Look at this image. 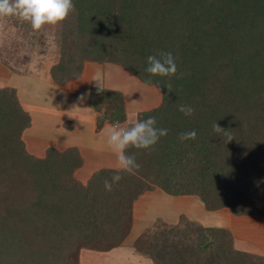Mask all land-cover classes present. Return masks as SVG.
Masks as SVG:
<instances>
[{
    "label": "trees",
    "instance_id": "16d2710c",
    "mask_svg": "<svg viewBox=\"0 0 264 264\" xmlns=\"http://www.w3.org/2000/svg\"><path fill=\"white\" fill-rule=\"evenodd\" d=\"M73 2L79 9L72 42L84 43L78 46L83 55L73 54L70 64L83 57L117 64L156 87L161 102L137 117L154 116L168 134L150 149H127L140 168L121 172L107 191L104 181L116 169H98L82 184L74 176L84 163L76 147H47L42 157L29 153L22 133L30 116L13 88H0V264H78L82 248L118 246L130 228L132 203L154 186L169 195H198L210 211L228 207L234 215L264 216V0ZM160 51H171L177 76L184 73L171 77L172 92L164 86L168 77L145 71L147 56ZM54 68L51 78L62 84ZM80 73L77 68L75 77ZM88 102L99 112L97 128L126 120L121 91L92 86ZM180 104L194 107V114L185 116ZM214 122L232 140L214 132ZM190 130L196 139L178 138ZM194 228L197 240L178 243L174 236L184 230L176 226L141 250L152 249L157 264L264 260L236 250L227 228ZM194 243L201 244L196 252Z\"/></svg>",
    "mask_w": 264,
    "mask_h": 264
},
{
    "label": "rangeland",
    "instance_id": "374dc122",
    "mask_svg": "<svg viewBox=\"0 0 264 264\" xmlns=\"http://www.w3.org/2000/svg\"><path fill=\"white\" fill-rule=\"evenodd\" d=\"M77 9L79 6L77 8L75 4V10L64 21L56 25H45L39 31L33 30L30 23L15 16L0 21L3 25L0 27V79H3L2 85L6 84L14 89L20 105L30 112L34 119L31 134L25 133L22 140L26 139L28 143L30 139L35 144L31 152L36 150V147L39 148L35 156L42 157V151L47 147L63 150L69 143H83L86 162L81 169L74 172V176L85 184L98 169L106 165L116 167V157L103 138L104 130L98 134L94 133L90 113L85 109L86 104H89L90 88L99 87L101 83L92 80L94 75L98 71L103 73L101 86H110L122 91L126 120L121 125L128 123L129 116H137L138 112L149 110L160 103L161 93L156 87L140 82L118 65L99 67L105 63L94 62L88 57L77 59L76 64H70L73 54L83 55L78 46L84 41L74 45L72 39H75V36L70 34V30L75 27ZM88 63L97 65H92L89 73L80 81L84 66ZM63 66L66 71L62 69ZM52 67H55L57 78H63L62 84L52 80ZM77 68H80L81 73L75 77ZM83 86L85 89L87 86V95L81 92ZM82 93L86 95L83 100L80 99ZM79 101L82 102L84 110L80 109L82 105ZM76 106H79V109ZM100 106L104 109L109 107L105 103ZM76 113H84L86 117L81 119L85 121L76 122L80 119ZM98 114L99 112H96V116ZM72 123L76 127H73ZM99 129L96 127L97 131ZM130 214L128 234L118 246L107 251L82 248L79 250L78 264H157L150 253L152 249L148 253L147 250L143 252L141 248L155 242L160 232H168L171 227L176 226L177 231L184 230L183 234L180 232L174 236L178 243L187 236L197 240L195 226L227 227L230 228V233V230L235 233L236 241H239L240 237L242 240L247 237L250 241L264 243V216L239 215L247 218H238L228 207L210 211L195 194L169 195L154 186L132 203ZM177 245L179 249L182 247ZM193 245L195 252L201 246L198 243ZM250 254L260 256L256 252ZM257 264H264V260H257Z\"/></svg>",
    "mask_w": 264,
    "mask_h": 264
},
{
    "label": "clouds",
    "instance_id": "9594fccd",
    "mask_svg": "<svg viewBox=\"0 0 264 264\" xmlns=\"http://www.w3.org/2000/svg\"><path fill=\"white\" fill-rule=\"evenodd\" d=\"M74 10L73 0H0V21L6 17L15 16L21 21L30 23L33 30L39 31L45 25H56L64 21ZM0 27H3L2 23H0ZM147 65L145 71L151 76L169 78L164 86L169 92H172L171 77L177 76L178 73L174 54L171 51H160L157 54L148 55ZM183 75L184 73H180L177 78H181ZM103 78V73L98 71L92 80L102 83ZM101 83L98 91H103ZM80 99L83 100L84 96L82 95ZM178 110L185 116H191L195 112L194 107L184 104L178 105ZM127 120L126 125L115 122L106 126L103 131V138L116 157V171L110 180L105 179L104 181V187L107 191H112L113 184L122 179L121 172L134 174L140 168L136 155L134 153L129 154L127 149L130 147L150 149L161 137L168 134V129L156 127L157 120L154 116L141 120L133 115L129 116ZM212 129L216 133H224L228 141L233 138L218 122L212 124ZM178 138L181 141L194 140L197 138V132L195 130L182 132Z\"/></svg>",
    "mask_w": 264,
    "mask_h": 264
},
{
    "label": "crops",
    "instance_id": "0c3cea01",
    "mask_svg": "<svg viewBox=\"0 0 264 264\" xmlns=\"http://www.w3.org/2000/svg\"><path fill=\"white\" fill-rule=\"evenodd\" d=\"M108 64H113V63H105L104 64V66H102V65H100L99 67H105L106 65H108ZM92 65H97V64H94V63H92V64H90V63H88V64H86L85 66H84V69H83V72H82V75H81V77H80V81L81 80H83V78L85 77V74L86 73H89V69H90V67L92 66ZM114 65H117V64H114ZM119 66V65H118ZM121 67V66H120ZM132 75V74H131ZM134 77V76H133ZM50 80V79H49ZM88 80H90V79H88ZM88 80H86V82H88ZM2 81H3V79L1 78L0 79V88H4V87H10L9 85H2ZM51 82V81H50ZM85 82V81H84ZM85 82V83H86ZM5 83H7V81H5ZM51 84H52V82H51ZM82 86V85H81ZM101 87H103V86H101ZM77 89H79V86H77L76 87ZM83 88H84V90H83ZM103 88H109V89H113V90H118V91H121V90H119V89H116V88H114V87H110V86H104ZM86 89H87V86H86ZM85 89V87L83 86L82 87V90H81V92H84L86 95H87V91H85L86 90ZM122 92V91H121ZM82 95H83V93H82ZM81 95V96H82ZM86 95H83L84 97L86 96ZM86 98V97H85ZM75 99V98H74ZM160 101V100H159ZM80 102V101H79ZM85 102V101H84ZM81 103V105H82V108H80V109H83L84 108V106H83V104H82V102H80ZM85 104H86V102H85ZM159 104V103H158ZM158 104H155L153 107H155V106H157ZM79 106H76V108L77 109H79L78 108ZM24 109V108H23ZM85 109L90 113V118H91V122L90 123H93V125H92V128H93V130H94V133L95 134H98L99 132H101L102 130H104L105 129V127L106 126H108V125H111V124H109V123H106V124H104L98 131L96 130V123H95V119H96V112L94 111V109H92V107L89 105V104H86V106H85ZM25 110V109H24ZM84 110V109H83ZM26 111V110H25ZM28 114L30 115V125H29V127H27L24 131H23V133H22V139H24V135H25V133H27V132H30V134H31V131L33 130V128H34V119L32 118V116H31V114H30V112H28ZM77 115H79V117L78 118H80L79 120H77L76 122H82V121H85V120H83V119H81V118H84V117H86V115L84 114V113H76ZM72 126L73 127H76V125L74 124V123H72ZM69 130V129H68ZM73 131V130H72ZM24 141V144H25V148H26V150L29 152V153H34V155H36V152H38L39 150H37V149H39L38 147H36V150H34L33 152H31L32 150V146H34L35 144L29 139V141H28V143L26 142V139L25 140H23ZM34 144V145H33ZM66 147H76L78 150H79V152H80V154L82 155V158H83V165H82V167L84 166V164H85V162H86V158H85V154H84V146H83V143L82 142H79V143H69V144H67L66 145ZM65 147V148H66ZM65 148H63V149H65ZM95 147H93V149H94ZM43 150V149H42ZM44 151H42V153H43ZM82 167H80L79 169H81ZM104 168H113V169H116V167H110V166H104ZM236 216V215H235ZM238 218H247V217H244V216H237ZM227 228V227H226ZM228 229H230V228H228ZM231 231V234H232V239H233V247L236 249V250H238V251H242V252H247V253H251V252H256L257 253V255H260V256H262V257H264V243H260V242H256V241H250L251 239H249V238H247V237H245L246 239H244V240H242V238L240 237V240L239 241H236V238H235V233L232 231V230H230Z\"/></svg>",
    "mask_w": 264,
    "mask_h": 264
}]
</instances>
